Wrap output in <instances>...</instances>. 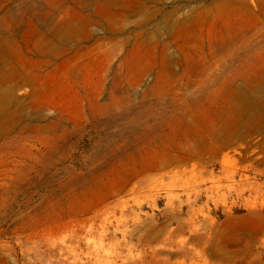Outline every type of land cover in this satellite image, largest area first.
<instances>
[{"label":"rangeland","instance_id":"1","mask_svg":"<svg viewBox=\"0 0 264 264\" xmlns=\"http://www.w3.org/2000/svg\"><path fill=\"white\" fill-rule=\"evenodd\" d=\"M145 230L264 264V0H0V264H130Z\"/></svg>","mask_w":264,"mask_h":264},{"label":"bare ground","instance_id":"2","mask_svg":"<svg viewBox=\"0 0 264 264\" xmlns=\"http://www.w3.org/2000/svg\"><path fill=\"white\" fill-rule=\"evenodd\" d=\"M138 231H144L142 227L136 228ZM134 229V230H136ZM82 230L86 234H92L95 231V224L93 223V217L86 218L81 224V228L75 231L77 242L80 243L84 238L77 233H82ZM107 228L103 227L100 234H104ZM146 231V230H145ZM134 231H132L133 233ZM193 236L190 237L191 245L188 247L187 240H177L171 238L170 232L166 234V238L162 239V243L157 246L153 245L155 241L159 240V235L155 233L153 235L152 231H146L142 235H139V242L143 246L144 251L137 258H133L130 264H144L148 260H145L148 256L150 257L149 263L151 264H172L178 262L179 264H184L186 260L193 259V264H198L196 262V257L199 254L197 250V244H200V237L195 231H193ZM129 232L124 229L123 235H127ZM134 234V233H133ZM104 236V235H102ZM200 241V242H199ZM99 258V257H98ZM148 263V262H147Z\"/></svg>","mask_w":264,"mask_h":264}]
</instances>
